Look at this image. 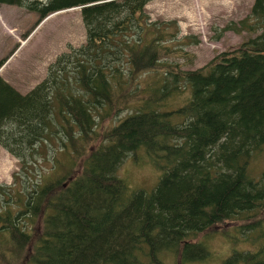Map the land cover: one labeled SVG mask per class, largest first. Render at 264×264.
<instances>
[{
    "label": "trees",
    "instance_id": "1",
    "mask_svg": "<svg viewBox=\"0 0 264 264\" xmlns=\"http://www.w3.org/2000/svg\"><path fill=\"white\" fill-rule=\"evenodd\" d=\"M149 1L0 0L35 11L34 26L79 8L85 29L26 92L0 75V145L19 162L0 184V264L202 260L190 239L227 219L264 237V164L252 166L264 156V0L215 26L212 39L252 35L196 68L172 56L199 39L152 19ZM139 149L160 170L149 191L118 174ZM237 261L264 264V245L226 258Z\"/></svg>",
    "mask_w": 264,
    "mask_h": 264
},
{
    "label": "rangeland",
    "instance_id": "2",
    "mask_svg": "<svg viewBox=\"0 0 264 264\" xmlns=\"http://www.w3.org/2000/svg\"><path fill=\"white\" fill-rule=\"evenodd\" d=\"M253 0H150L146 12L152 19L174 18L179 25V36L190 35L199 39L197 43L178 45L172 58L183 68H196L219 51L235 48L252 33H236L228 30L219 39H212V30L228 20L245 16ZM49 15V16H48ZM34 26L38 14L22 6L0 3V75L19 91L26 92L42 77L48 64L69 45H79L85 40V29L79 8L51 12ZM28 33V34H27ZM27 34V36H26ZM193 38V37H192ZM186 90L180 96L184 95ZM129 108L120 110L113 120L126 115ZM116 117V118H115ZM115 118V119H114ZM262 158V161H259ZM252 163L253 173L261 169L264 156ZM143 149L136 155L129 154L118 167V174L126 179L130 189L151 190L160 170L156 168ZM19 168L18 160L0 145V184H10L12 174ZM16 185L18 182H14ZM5 207L0 196V211ZM243 220H225L213 230L199 232L190 241L202 242L209 255L202 259L181 260L180 253L168 252L161 257V264H227L226 258L234 252L254 250L264 245L259 228L243 227ZM42 221L37 223L40 230ZM263 242V243H262ZM17 264V263H16ZM27 264V263H24ZM233 264H244L237 261Z\"/></svg>",
    "mask_w": 264,
    "mask_h": 264
},
{
    "label": "crops",
    "instance_id": "3",
    "mask_svg": "<svg viewBox=\"0 0 264 264\" xmlns=\"http://www.w3.org/2000/svg\"><path fill=\"white\" fill-rule=\"evenodd\" d=\"M6 150V149H5Z\"/></svg>",
    "mask_w": 264,
    "mask_h": 264
}]
</instances>
